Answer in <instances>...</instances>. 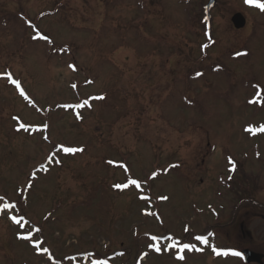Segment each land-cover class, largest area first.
Masks as SVG:
<instances>
[{
	"label": "rangeland",
	"instance_id": "1",
	"mask_svg": "<svg viewBox=\"0 0 264 264\" xmlns=\"http://www.w3.org/2000/svg\"><path fill=\"white\" fill-rule=\"evenodd\" d=\"M207 2L0 0V72L23 89L0 79V264H210L150 251L208 230L240 247L238 199L264 168V11L216 0L208 44ZM100 93L81 114L54 107Z\"/></svg>",
	"mask_w": 264,
	"mask_h": 264
},
{
	"label": "flooded vegetation",
	"instance_id": "2",
	"mask_svg": "<svg viewBox=\"0 0 264 264\" xmlns=\"http://www.w3.org/2000/svg\"><path fill=\"white\" fill-rule=\"evenodd\" d=\"M257 99L258 102H261L260 97ZM258 106L260 107L261 104L259 103ZM233 162L235 164L234 171L232 170ZM226 164L227 173L225 176L222 175L221 177L222 188L225 190V193L228 191L225 197L229 196L231 193L229 192L228 187H231V182L234 178H229V174H234L239 171V162L236 160L232 161L231 159H227ZM253 175L255 177V188L254 190H251V195L248 196V194H244L238 199L239 204L247 203L248 205H251V214L253 216L249 217L241 215L237 220L235 219L231 223L234 225L232 228L233 232L241 237L242 242L238 244L240 247L205 246L199 248L193 247L192 250L172 248L171 251H173V254L178 256L175 258L176 261H185L187 256H199L204 257L210 264H264V168L257 170V172L255 174L253 173ZM242 192V190H237V193L242 194ZM254 219L258 221H255ZM258 230L262 231L258 232ZM211 242L212 238H209V243ZM234 252H239L240 255H234ZM243 254L245 255L244 257ZM180 256H183L184 258L180 259Z\"/></svg>",
	"mask_w": 264,
	"mask_h": 264
},
{
	"label": "snow or ice",
	"instance_id": "3",
	"mask_svg": "<svg viewBox=\"0 0 264 264\" xmlns=\"http://www.w3.org/2000/svg\"><path fill=\"white\" fill-rule=\"evenodd\" d=\"M245 2H246L247 4H249V5L255 6V7L258 8L260 11H264V3H260L259 0H245ZM40 38H41V39H45V40L48 39L47 36H41ZM12 83L16 84L17 87H20L18 81L13 80ZM21 92H22V94H23V89H21ZM100 99H103V97H100ZM259 130H260V131H264V125H261V127H260ZM250 131H254V130H253V129H250ZM63 151H65V152H67V153H75V152H77V151H83V149H76V148L66 147V148H63ZM230 162H231V161H230ZM232 170H233V171L235 170V164H234V162H233V168H232ZM129 185H134V186H136V187H140V182H139L138 180H136V179H131V180L128 181L127 184H124V185L117 184V185H115V187H117V188H126V187H128ZM162 199H167V197H162ZM12 219H13L17 224L20 223V220H17L16 217H12ZM37 231H39V229H37ZM22 238H23V239L31 240V239H32V236L29 234V235L24 236V237H22ZM152 239H153V240H156L157 237H152ZM197 239H198V240H202L205 244L208 243L207 238H205V237H197ZM175 243H178V242H174L173 246H175ZM36 247H37L38 249L40 248V242H38V243L36 244ZM183 249L192 250V249H193V245H191V244H183L181 250H183ZM197 250H199V249H197ZM44 251L46 252L47 249H44ZM156 251H160V249L157 247V248H156ZM218 254H219V253H218ZM233 254H234V255H237V256L240 255L239 252H234ZM179 258H180V259H183L184 257H183V256H180Z\"/></svg>",
	"mask_w": 264,
	"mask_h": 264
},
{
	"label": "water",
	"instance_id": "4",
	"mask_svg": "<svg viewBox=\"0 0 264 264\" xmlns=\"http://www.w3.org/2000/svg\"><path fill=\"white\" fill-rule=\"evenodd\" d=\"M214 4L215 0H209L208 4L205 6V20L207 21L209 35L211 31V8ZM232 21L236 28H242L246 24V18L241 13H236Z\"/></svg>",
	"mask_w": 264,
	"mask_h": 264
}]
</instances>
